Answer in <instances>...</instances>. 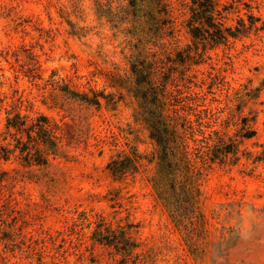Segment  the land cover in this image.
<instances>
[{
    "label": "rangeland",
    "instance_id": "1",
    "mask_svg": "<svg viewBox=\"0 0 264 264\" xmlns=\"http://www.w3.org/2000/svg\"><path fill=\"white\" fill-rule=\"evenodd\" d=\"M193 1L0 0V264H264V0H212L225 41ZM145 58L164 61L167 112L194 131L193 204L177 220L131 89ZM17 112L23 131L8 126ZM202 136L233 151L201 164ZM133 154L135 169H108Z\"/></svg>",
    "mask_w": 264,
    "mask_h": 264
},
{
    "label": "trees",
    "instance_id": "2",
    "mask_svg": "<svg viewBox=\"0 0 264 264\" xmlns=\"http://www.w3.org/2000/svg\"><path fill=\"white\" fill-rule=\"evenodd\" d=\"M194 8L191 11L200 9V14L205 18L207 26L215 28L219 39L225 41L227 36L224 34L221 27H216L213 19V3L212 0H194ZM131 5L136 9H143L148 13L150 11L164 7V12L167 9L164 0H133ZM196 6V8H195ZM190 31L193 37H196L198 27L190 24ZM140 67L133 66L135 86H131L132 91L140 98V108L144 116L145 123L148 127L151 138L157 143L159 147L158 154V169L156 175L152 178L153 186L156 189L158 196L163 200L164 206L168 210L173 219L180 217L181 213L189 206L192 207V185L188 178L190 172H194L197 164L190 158L189 144L186 138L187 133L193 136L192 124L185 116L178 113V109L172 108L173 116L169 115L167 108L164 89L156 85L157 75L162 72V67L165 64L161 58H153L147 60L146 58L140 61ZM32 77H36L37 72L33 68L29 69ZM68 95L72 98L79 99L89 105H99V100L94 96L88 98L87 96H79L75 92L69 91ZM166 95V96H165ZM170 96V94H169ZM80 97V98H79ZM169 102V101H168ZM181 102V101H180ZM187 107L182 104V110ZM179 109V110H180ZM188 109H191L190 106ZM16 120L9 119L8 126H13L19 131H23V123L18 112L15 114ZM39 128L48 133L47 141L51 146H55L54 130L51 129L46 117L42 116ZM179 127L183 130L180 131ZM202 133V132H200ZM217 134V132H215ZM54 139H51V137ZM210 137L202 136L200 139L192 138V141L197 144L194 148L195 159L201 164L214 162L217 159H223L233 149L230 144H227L222 137H218L215 143L210 142ZM134 156L126 157L124 159H112L108 163V169L113 175H122L130 169H135L140 157L136 154ZM105 239V237H103Z\"/></svg>",
    "mask_w": 264,
    "mask_h": 264
}]
</instances>
